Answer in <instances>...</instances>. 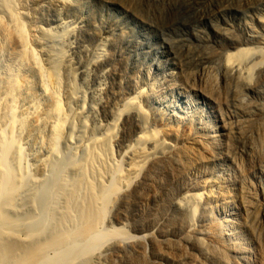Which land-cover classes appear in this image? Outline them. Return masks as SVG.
Masks as SVG:
<instances>
[{"label": "bare ground", "instance_id": "6f19581e", "mask_svg": "<svg viewBox=\"0 0 264 264\" xmlns=\"http://www.w3.org/2000/svg\"><path fill=\"white\" fill-rule=\"evenodd\" d=\"M96 1L161 31L215 19L228 54L159 96L132 43L65 21L78 0H0V264H264V0Z\"/></svg>", "mask_w": 264, "mask_h": 264}, {"label": "rangeland", "instance_id": "374dc122", "mask_svg": "<svg viewBox=\"0 0 264 264\" xmlns=\"http://www.w3.org/2000/svg\"><path fill=\"white\" fill-rule=\"evenodd\" d=\"M166 1L168 2V0ZM169 1H171L172 3L175 1L177 2V0H169ZM189 1L190 2L192 1L191 3L195 4L196 6L197 4L202 5L205 10L208 9L207 5L213 4L212 5L213 7L209 5L211 6V8L209 7V9L210 10L213 9L214 13H216V11L218 12V10L220 9L219 6H217L218 3L219 2L223 3L224 0H211L212 2L210 0H203V1L202 0H189ZM117 2H122V0H117ZM184 2L187 3L188 0L187 1L184 0ZM201 2L202 3L204 2V3L202 4ZM224 2H227V0H225ZM77 5L75 9L71 11L72 13L71 12H68V14L64 13V16H63L65 21L70 23L69 25L71 24L73 25V26L71 25V28L81 26L80 28L83 29L82 28L83 26L84 29H86L90 33L96 32L95 34L105 36L104 38L106 39L114 40L115 43L117 41H120V42H117V44L120 43L122 46H126L128 43H130L131 45L132 43L131 45L132 47L126 50L127 56L129 58L132 57L138 60L139 66L145 67L147 69L142 74L138 72L139 71L138 69L137 75L142 79V83L145 86L144 88H146V85L148 86L150 85L149 87H152L153 89H155L156 90L155 92L159 96H163V95L159 94L161 91L157 90L156 87L160 89L159 86L161 85V83H163L161 81L167 82L166 84L168 86V89L169 88L173 89L175 88L177 84H180L182 81H184V79L178 80V75H175V77H170V71H173L175 73L180 68L181 64H184V65L186 64L182 60L187 59L190 61L192 59L191 56L198 55L200 53L199 55L202 57H205V55H207V57L210 55H213L214 58H216L219 61V59L221 58L222 59L226 58V54H228V52L225 49L227 47V41L224 35L226 32H228L226 33L227 35L233 34V30L230 29L229 27H227L228 29L227 28L225 29L226 26L220 23L219 25L220 27H218L219 30L217 31H219L223 36H220V34L218 35L216 33V30L212 28V25H211L212 23L213 25L214 23L216 24V21L214 22L215 19H207L204 22L197 23L195 20H191L192 18H190L191 22H188L187 25L185 26L180 25V26L175 27V29L170 28L171 30L168 29L167 31H161V30H156L155 27H152L151 25L153 24H151L150 22L149 23L151 25L147 24L145 26L141 23H138L140 17L144 18L145 11H141L139 13V16L134 17V16H131L130 14H126V12L122 9V7H119V5L118 6L115 5L116 6L115 7L113 4L110 5L109 3L108 5L107 3L99 4V2H97L96 0H78ZM45 15L47 16L45 18H48L50 21L53 19L49 13H46ZM186 19H189V18H186ZM210 20L212 21L210 22ZM207 31L208 33H206ZM78 37H80V39L82 40L83 44L86 45V47L90 46L89 49L95 48L93 40L91 41L83 37V35L78 36ZM76 42L77 41H75L73 38H67L64 41L65 50H70V48L73 47ZM124 43H127V44L125 45ZM255 46H258V45H255ZM259 46H262V45H259ZM218 52H220V55H218ZM69 53H72V51H70ZM230 53H234V51ZM212 70H213V67H212ZM195 72H197L196 68H194L191 73L194 74ZM220 91H221L220 96L223 102L227 100L226 98L227 90L226 88L222 87ZM188 94L191 97V101L193 105L196 106L199 104L200 107L202 108L205 107V109H209L208 106L206 107L205 102H203L202 100H200V98H198L195 92H192L189 90ZM232 111H234V108L232 107H229V108L223 107V115L226 116L229 124L230 123L233 124L232 116L234 115L233 114L234 112L232 113ZM201 122H203V124L205 125L210 126L211 124H213L214 120L205 119V120H201ZM231 126H234V124ZM258 146H260V144H258ZM204 153L208 155L209 153L208 149L204 148ZM237 158L245 159V151L241 150ZM128 217H131V216H128ZM130 222L131 221L129 220V222H127L126 224ZM120 226L117 225V227H120ZM129 229L130 228H127V227L124 228L125 233H124V237L122 238H125V235L127 236L126 238H132L137 235L139 236V234H136L133 230L131 229L129 230Z\"/></svg>", "mask_w": 264, "mask_h": 264}]
</instances>
